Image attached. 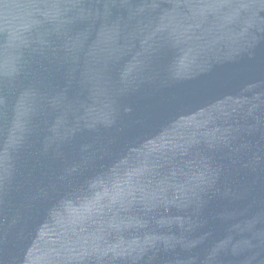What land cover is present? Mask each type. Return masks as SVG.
<instances>
[{
    "label": "water",
    "instance_id": "water-1",
    "mask_svg": "<svg viewBox=\"0 0 264 264\" xmlns=\"http://www.w3.org/2000/svg\"><path fill=\"white\" fill-rule=\"evenodd\" d=\"M0 264H264V0H0Z\"/></svg>",
    "mask_w": 264,
    "mask_h": 264
}]
</instances>
